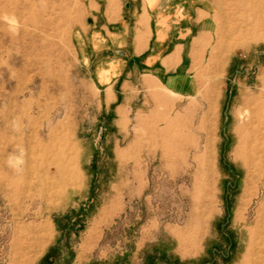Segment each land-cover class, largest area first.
Masks as SVG:
<instances>
[{
	"label": "rangeland",
	"instance_id": "rangeland-1",
	"mask_svg": "<svg viewBox=\"0 0 264 264\" xmlns=\"http://www.w3.org/2000/svg\"><path fill=\"white\" fill-rule=\"evenodd\" d=\"M205 1L165 73L105 90L73 42L89 0H0V264L254 258L264 191L241 155L250 131L264 153V0Z\"/></svg>",
	"mask_w": 264,
	"mask_h": 264
},
{
	"label": "crops",
	"instance_id": "crops-1",
	"mask_svg": "<svg viewBox=\"0 0 264 264\" xmlns=\"http://www.w3.org/2000/svg\"><path fill=\"white\" fill-rule=\"evenodd\" d=\"M89 3L94 11L91 29L87 35L77 30L73 42L81 66L105 90L130 72L165 73L175 53L181 54L182 45L195 38L198 24H205L210 16L205 0Z\"/></svg>",
	"mask_w": 264,
	"mask_h": 264
},
{
	"label": "bare ground",
	"instance_id": "bare-ground-1",
	"mask_svg": "<svg viewBox=\"0 0 264 264\" xmlns=\"http://www.w3.org/2000/svg\"><path fill=\"white\" fill-rule=\"evenodd\" d=\"M224 4V2H223ZM5 7L1 8L0 10H4L5 11ZM224 10V9H223ZM224 12V11H222ZM226 12V10H225ZM226 16H227V13H226ZM224 18V17H223ZM228 18V17H227ZM226 18V19H227ZM222 20V19H221ZM225 21V20H224ZM228 21V20H227ZM243 21V20H242ZM226 23V22H225ZM224 24V22H223ZM228 24V23H227ZM253 24L254 26H256L257 28H259L261 26V21L259 19V16L257 14V12L255 11L253 13ZM226 25V24H225ZM229 25V24H228ZM263 28H264V25H262ZM246 27V26H245ZM226 28V27H225ZM229 30V29H228ZM227 30V32H228ZM232 30V29H231ZM241 30V29H240ZM264 30V29H263ZM229 33V32H228ZM234 33V32H233ZM236 33V32H235ZM227 35V34H226ZM230 35V33H229ZM232 35V33H231ZM224 36V35H223ZM234 37V35H233ZM229 38V37H228ZM232 39V38H231ZM235 41H237L236 39H234ZM252 40L254 42H259V41H262L264 40V33H261V34H257V35H254V37H252ZM230 42V41H229ZM228 45V44H227ZM233 48L230 46V49ZM221 49V48H220ZM226 50V49H225ZM224 50V51H225ZM223 51V50H222ZM228 50H226V53H227ZM225 58V57H224ZM223 58V59H224ZM227 58V57H226ZM225 58V60H226ZM224 60V61H225ZM223 61V60H222ZM220 62V61H219ZM224 63V62H223ZM221 64V63H220ZM222 65V64H221ZM220 65V66H221ZM221 69V67H220ZM217 90V89H216ZM213 119V118H211ZM254 122V121H253ZM209 123V122H208ZM215 125V124H214ZM251 132V133H250ZM245 140H243L242 142V146L243 148L246 150L245 154L242 153V160L244 161L245 164L249 165L253 171V176L252 177L254 179V183L257 185V188H258V191L260 189H263L264 191V165L261 164V157H264V153L263 155H260L261 152H260V149H259V146L256 144L255 141H257L258 139L261 138V135L259 134V132H255V131H250ZM258 138V139H256ZM67 142V141H66ZM242 148V149H243ZM78 178H79V174H78ZM250 183V182H249ZM248 188V182L246 184V186ZM256 195H258V193H256ZM43 228L42 227H39V232L40 233H43ZM247 253L249 254H252L254 256V258L251 260V261H247L245 259H243L242 261V264H264V243L259 242L258 245L254 248H248L247 250ZM251 255V256H252Z\"/></svg>",
	"mask_w": 264,
	"mask_h": 264
}]
</instances>
